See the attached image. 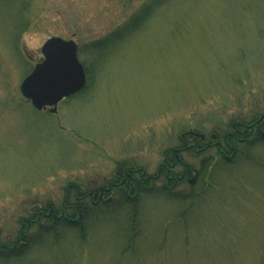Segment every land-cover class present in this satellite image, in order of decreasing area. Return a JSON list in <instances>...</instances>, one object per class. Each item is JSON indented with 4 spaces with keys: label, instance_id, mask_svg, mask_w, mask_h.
Here are the masks:
<instances>
[{
    "label": "rangeland",
    "instance_id": "obj_1",
    "mask_svg": "<svg viewBox=\"0 0 264 264\" xmlns=\"http://www.w3.org/2000/svg\"><path fill=\"white\" fill-rule=\"evenodd\" d=\"M111 33L123 35L103 44ZM53 35L77 42L86 72L56 113L19 90ZM262 114L264 0H0V264H264L261 136L235 140L231 159L180 152L173 171L189 165L192 182L113 190L80 230L25 226L39 207L59 214L65 191L76 204L69 185L154 173L192 132L222 140Z\"/></svg>",
    "mask_w": 264,
    "mask_h": 264
},
{
    "label": "flooded vegetation",
    "instance_id": "obj_2",
    "mask_svg": "<svg viewBox=\"0 0 264 264\" xmlns=\"http://www.w3.org/2000/svg\"><path fill=\"white\" fill-rule=\"evenodd\" d=\"M232 126L234 130L232 132L225 133L222 140H219L218 138H211L215 137L214 133H211L210 136L206 139L204 134L192 132V136L188 135L190 138H188L187 141H184V139L180 140V147H169L165 151L163 158L164 160H162L159 165H157L156 171L154 173H148L145 167H128L125 168L122 172L117 171L116 173H113L112 177L107 180L106 186L103 187L98 186L89 190H83L79 185L75 184V206L79 207V210H82L88 203L86 201L89 200L90 203L95 204L96 202L105 200L104 198L111 194V191L113 190L122 191L123 189L125 191L127 189L128 192H132V190H134L135 193L140 190L144 191L153 185H160L157 183V180L161 176L165 177V183L161 185L163 187L160 186L162 189H169L173 187L174 184L183 181L190 183L193 180L194 170L191 169L189 165H187L186 171L183 170L180 173L173 171L175 166L178 164L186 165L182 161L180 152L192 150L194 154L195 152L208 149L211 146L215 145L218 153L221 156H224L226 159H231L233 154L236 152V148L234 146L235 140L244 142L246 140L248 141L249 138H254L255 136L264 137V114L261 115L260 119H255L249 123H233ZM230 151L231 154L227 155L226 153ZM169 153H172V155H170V158ZM137 172L139 173L138 176L136 174ZM65 196V198L68 197L67 191H65ZM126 197H130L128 193ZM67 206V203L63 204V208L61 209L60 214L66 211ZM45 214L48 216L52 215L54 217H57V214L55 213L53 207H51V210L47 209Z\"/></svg>",
    "mask_w": 264,
    "mask_h": 264
},
{
    "label": "water",
    "instance_id": "obj_3",
    "mask_svg": "<svg viewBox=\"0 0 264 264\" xmlns=\"http://www.w3.org/2000/svg\"><path fill=\"white\" fill-rule=\"evenodd\" d=\"M76 42L51 36L41 45L43 58L21 81L20 91L38 109L52 105L56 111L59 100L85 83L84 68L76 54Z\"/></svg>",
    "mask_w": 264,
    "mask_h": 264
},
{
    "label": "trees",
    "instance_id": "obj_4",
    "mask_svg": "<svg viewBox=\"0 0 264 264\" xmlns=\"http://www.w3.org/2000/svg\"><path fill=\"white\" fill-rule=\"evenodd\" d=\"M148 13H149L148 9L147 10L146 9H142L139 12V14H138L139 18L137 17V18L133 19V21L130 24H128V27L125 29V31L121 29L122 30L121 32L126 33V31L130 27L131 28H135V26H133V25H135L139 21V19H141V18L144 19L145 16L148 15ZM122 35L123 34L111 33L110 34V38H108L103 44H110L111 41L115 40L116 38H118L119 36H122ZM111 39H113V40H111ZM253 120H255V119H253ZM71 187L74 188L75 186L74 185H69V188H71ZM67 194L69 196V192L68 191H67ZM75 194H76V192H75ZM120 195L123 196V194H120ZM74 201H76V195L74 196ZM64 203L65 204L67 203V205L72 208V210L74 212V213H72V216L71 215H69V216L65 215V212L60 214L61 211H59V214H57L58 211H55V209H54V211L57 214V217H54L52 215L48 216L45 213H46L47 209L51 210L50 205L46 206L44 208H40L39 207L38 209L33 211V213L29 216V218L26 219L25 226L28 227V228H31L32 226H35V228H36L35 230L38 231V232L45 233L44 235L49 234V232H51L52 229H55L54 230L55 233H60L61 230L65 229L66 227L67 228H70V227L71 228H77L78 230L82 229L81 228V224L83 223V220L85 219V217H87L88 214H90L91 208L93 207V204L92 203H90V204L87 203L86 206L82 210H79V207H76L75 203L74 204H70L68 202V198H65ZM131 209H133V211H135L136 207L132 206ZM74 214L77 215V216H75ZM51 219H52V221H50ZM43 226H45V229H44ZM22 234H24V233H20L19 234L20 236H18V238L16 239L17 245L23 243V241H21V239H20ZM133 236H134V234L131 235V237H133ZM130 243H131V240H130ZM27 246H28V244H27ZM0 247H2V249L0 248V250H1L0 251V255H3V254L6 255V253H9L5 249H3V248H7V245L5 243L4 244H0ZM23 249H24V247L21 248V250H23ZM25 250H26V248L23 251H25Z\"/></svg>",
    "mask_w": 264,
    "mask_h": 264
}]
</instances>
